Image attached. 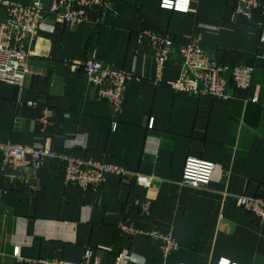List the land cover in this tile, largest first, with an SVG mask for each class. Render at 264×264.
<instances>
[{
	"label": "crops",
	"instance_id": "0c3cea01",
	"mask_svg": "<svg viewBox=\"0 0 264 264\" xmlns=\"http://www.w3.org/2000/svg\"><path fill=\"white\" fill-rule=\"evenodd\" d=\"M42 1L47 7L52 3ZM161 3L109 0L98 25L48 19L52 28L33 40L24 87L0 80V141H42L54 151L159 178L146 188L131 177L121 181L110 175L99 191L83 192L66 184L61 161L49 158L41 171L43 189L33 193L12 187L0 170V264H27L14 255L15 247L34 264L45 258L81 260L87 249L92 259L114 264L122 248L130 249L138 264H264V225L225 195L264 193V16L234 15L233 0H191L185 12ZM144 28L170 34L176 43L199 35L203 48L227 62L250 60L255 64L250 89L230 86V97L222 101L176 91L168 83L180 74L173 62L157 81L151 49L138 37ZM91 53L136 75L128 82L115 129L109 103L94 96L79 67ZM44 107L54 110L55 119L42 133L35 123ZM189 156L217 165L206 188L181 183ZM3 159L0 151V163ZM134 198L153 200L147 229L177 238L179 247L168 257L158 241L145 235L130 239L117 229L124 217L138 220Z\"/></svg>",
	"mask_w": 264,
	"mask_h": 264
},
{
	"label": "built area",
	"instance_id": "2783aa9c",
	"mask_svg": "<svg viewBox=\"0 0 264 264\" xmlns=\"http://www.w3.org/2000/svg\"><path fill=\"white\" fill-rule=\"evenodd\" d=\"M233 2V14L236 16H242L247 20H251L256 12L264 16V4L259 0ZM190 3L191 0H162L161 5L164 8L185 12L190 9ZM108 7L109 0H52L48 7L42 0H33L31 3L0 0V8L3 10L0 21V80L10 82L20 90L24 87L27 75L31 72L29 58L32 54L33 40L40 30L52 28L47 23L48 19L71 25L81 21H90L98 25L102 23ZM138 37L140 42L145 39L151 49L156 61L157 81L162 80L166 63L173 62L180 66L179 76L168 81L176 91L188 92L196 97L212 96L222 101L230 97V86L239 90H248L251 87L255 64L241 59L233 64L225 61L217 53L203 48L199 35H191L187 42L176 43L170 34L144 28L138 32ZM260 40L264 42V25ZM79 67L85 74L94 96L109 103L112 111L111 124L115 129L118 124L117 117L124 109L128 82L136 76L135 73L108 65L99 60L94 53L79 61ZM28 104L37 107V102L29 101ZM54 119V110L44 107L36 118L37 129L44 133L54 123ZM0 151L4 155L0 170L5 179L12 187L28 188L33 193H39L43 189L41 171L49 158L59 159L63 181L76 185L83 192L99 191L107 183L110 175L119 176L121 181H127L131 177L135 184L146 188L154 187L159 181L154 175L131 170L116 163L83 159L63 151H54L42 141L33 145L0 141ZM216 166L211 161L189 156L186 159L181 183L189 187L206 188L216 173ZM225 195L233 197L238 206L252 214L259 224L264 225V193L249 196L226 192ZM131 206L138 220L129 217L120 220L117 229L123 236L136 239L139 235H145L158 241L164 257L178 249L179 242L172 233L146 228L153 211L152 199L134 198ZM101 248L110 250L107 247ZM14 255L27 264L36 262L19 257V247L14 248ZM39 262L105 264L100 256L92 259L91 249L85 251L81 260L45 258ZM114 264H138V261L130 249L122 248L116 253Z\"/></svg>",
	"mask_w": 264,
	"mask_h": 264
},
{
	"label": "trees",
	"instance_id": "16d2710c",
	"mask_svg": "<svg viewBox=\"0 0 264 264\" xmlns=\"http://www.w3.org/2000/svg\"><path fill=\"white\" fill-rule=\"evenodd\" d=\"M177 11V10H176ZM224 59V58H223ZM245 60V61H249V62H251L250 60H248V59H244V58H238V59H236V60H234L233 62H229V63H236V62H238L239 60ZM225 60V59H224ZM221 61H223V60H221ZM176 64V63H175ZM62 166V165H61ZM263 194V193H262ZM259 195H261V194H259Z\"/></svg>",
	"mask_w": 264,
	"mask_h": 264
}]
</instances>
